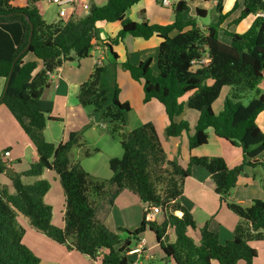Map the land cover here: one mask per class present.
<instances>
[{
	"label": "trees",
	"instance_id": "16d2710c",
	"mask_svg": "<svg viewBox=\"0 0 264 264\" xmlns=\"http://www.w3.org/2000/svg\"><path fill=\"white\" fill-rule=\"evenodd\" d=\"M15 1L0 0V80L6 84L9 80L0 104L8 108L27 135L37 132L34 145L38 157L26 171L9 176L15 193L0 184V264L40 263V258L23 242L25 229L18 222L19 214L36 231L99 264H132L129 251L148 229L155 233L165 258L172 264H257L258 252L251 242L264 240V199L244 206L229 198L246 166L264 169V131L257 123L264 112V94H257L247 105L241 102L264 79V16H257L244 34H237L221 27L226 17L222 14V0L216 5V11L221 13L219 22L206 29L199 26L198 19L184 18L189 0L172 5L175 21L169 25L151 24L145 10L137 13V20L128 17V11L145 0H108L103 6L92 3L83 17L71 15L49 23L37 7L40 0H25L23 7L14 5ZM158 2L162 5V0ZM196 12L200 18L207 15L199 8ZM258 13H264V0H244L241 19ZM26 16L33 25V35L30 48L23 53L31 34ZM101 22L121 25L118 35L104 42L113 58L94 68L81 85L78 100L81 106L92 107L109 122L112 136L123 148L121 158L109 161L112 176L107 181L94 180L80 163H71L73 147L84 148L85 156L92 155L80 134L72 132L58 145L46 140L44 131L50 117L36 107L51 76L65 62L91 56L99 40ZM221 32L231 37L230 44L220 39ZM127 35L160 40L157 74L152 57L134 64L128 57L119 56L115 47ZM29 56L40 60L43 67L39 70L36 60L26 59ZM118 65L143 84L144 103L156 100L164 107L170 120L167 137L187 132L192 152L209 143L212 130L218 139L242 149V163L230 168L223 157L191 155L185 168L178 160L169 159L154 123L131 131L125 129L132 108L120 100ZM225 87H232L233 92L216 114L213 105ZM188 94V100L183 101ZM186 108L199 114L194 129L188 121L176 120ZM195 166L211 175L215 193L240 218L234 237L226 243L207 224L199 228L181 201L185 182ZM7 169L0 160V175ZM45 170L57 173L64 190L63 228L52 223L53 209L45 202L51 189L50 182L42 178ZM22 178L33 182L24 184ZM111 186L133 192L146 206L138 229L121 228L116 233L97 219V206ZM156 207H160L163 217L161 224L147 218ZM190 230L199 232V241L189 235ZM169 232L175 236L174 241L169 240Z\"/></svg>",
	"mask_w": 264,
	"mask_h": 264
},
{
	"label": "crops",
	"instance_id": "0c3cea01",
	"mask_svg": "<svg viewBox=\"0 0 264 264\" xmlns=\"http://www.w3.org/2000/svg\"><path fill=\"white\" fill-rule=\"evenodd\" d=\"M18 1L20 2L18 3ZM170 1L176 3L179 0ZM76 2L77 0H75L74 3L75 9L69 8L71 9V15L74 16L78 12ZM92 2L98 6H103L108 0L84 2L83 16L88 13V11L84 9V6H90ZM235 2L238 5V9L222 28L228 29L230 32L237 34H244L258 15H252L250 18L248 17L245 19L242 22L244 25L242 31H240L239 25L231 27L229 25L230 22L239 18L241 14L244 0H222V12L223 10H231ZM217 3L218 0H189V11L187 12L189 18L187 20L194 18L201 19L197 16V8L205 10L207 12V17L208 8L212 7L213 9H216ZM13 4L18 7H23L26 2L25 0H16ZM37 7L44 19L49 23L56 22L60 19L58 16V9L47 1L40 0ZM167 9L172 10V7L162 6L158 0H145L130 9L127 15L131 19L137 20V13L140 10H145L146 17L151 24L168 25L175 21V14L173 12H167ZM46 14L51 15V19H46ZM68 15L69 10H67L65 19L69 17ZM198 24L202 29L208 27V25L201 24L199 20ZM120 30L121 25L119 22L99 23V40L95 44L91 56L80 61L65 62L60 70L51 76L50 85L44 91L36 106L37 109L46 112L47 116L50 117L44 131L45 138L48 142L58 145L67 140L69 134L72 132L80 134L82 136V141L87 147L91 146L99 149L97 146H99L102 141L105 142L107 146V155H104L103 158V161L105 162V167H103L104 173L101 172L99 166H92L91 169V164L85 163L88 160H82L84 156V148L78 146L73 147L69 155L71 163H80L91 177L97 181H107L111 178L112 173L109 170V161L112 158H121L123 156V148L120 145L119 140L112 136L110 125L109 128H100L101 124L99 123L98 114L94 112L93 108L91 110L89 107L81 106L78 100V95L81 85L89 79L94 68L97 66V62L101 61L104 64L109 58L107 46L104 42L114 39ZM223 37L225 41L223 40ZM220 39L226 44H230L232 40L231 37L226 36L224 32H221ZM159 44L160 40L157 37H153L147 41L127 35L123 41L116 45L115 50L122 59L128 57L134 64H138L140 61L152 57L154 65L158 62ZM26 59L28 61L36 60L38 62L39 70L43 67L42 62L33 56H29ZM117 79L121 87V102H128L132 111L134 108L139 111L140 115H138V117L142 124L154 120L153 123L157 128L169 159L178 160L185 168L188 166L191 155L198 157L220 156L226 160L230 168H234L242 163V149L240 147H234L226 141L225 143L229 146L221 145L220 151L217 153L218 138L214 136L212 130H209V143L193 150L192 152L189 148V135L187 132H184L178 137H167L166 129L170 124V120L160 103L156 100L144 103L143 84L133 80L131 77L128 78L125 72L120 76L117 70ZM5 86L6 81L4 79L0 80V100L4 94ZM125 89L128 91L127 94ZM187 111L189 110H185L181 116L176 118V120H184L185 115L189 113ZM215 113L218 114L217 112ZM193 118L194 120L189 122L192 129H194L199 120V114L195 117L193 116ZM257 123L261 130L264 131V112L258 116ZM130 130L133 129L130 128ZM36 138L37 132L34 131L30 135H27L8 108L4 104H0V160L4 161L8 168H11L13 174H20L26 171L30 164L38 157L34 145ZM89 140L92 141L90 142ZM99 150L100 153H103L102 149ZM5 151L10 152L8 157L4 156ZM90 157H94V155L92 154L87 158ZM260 169L263 168H254L250 166L244 168L243 173L239 176L237 186L231 193L229 198L230 202L250 206L255 199H264V190L260 185L261 181H264V174L261 176ZM11 175L6 174V172L1 174L0 184L6 186L9 189V192L13 194L15 193V190L12 187L11 179L9 177ZM258 175L262 177L260 183L257 181ZM46 176L49 178L52 177L54 183L51 185V189L45 197V202L53 209L52 223L57 227L63 228L65 226L64 190L63 187H61L62 185L56 172L45 170L42 178L46 179ZM22 181L24 184H30L33 182L32 179L28 178H22ZM55 192L57 196L55 195ZM181 201L193 214L199 228H202L207 224L212 232L219 235L222 243H226L234 237V231L240 219L236 214L227 210L220 201L218 202L217 194L215 193V184L211 175L204 168L198 166L192 168L191 176L185 182L184 195ZM56 204L57 208H59L61 218L60 216L57 217ZM145 212L146 206L136 194L126 189L118 191L116 186H111L108 189V194L100 200L97 206L96 217L111 231L119 233L121 228L131 231L138 229L144 219ZM147 218L156 221L158 224H161L163 221V217L160 214L154 215L153 210L148 213ZM18 222L25 229L23 242L40 258L39 264H99L98 262H95V260H91L89 257L78 251L71 250L67 246L61 245L44 234L36 231L31 226L29 220L21 214H19ZM149 231L152 232L148 229L141 236V238L146 241V253L142 256L141 263L172 264V261L165 258L162 250L160 251L162 255L158 256L154 254V249L157 247H149V242L153 240L152 237L148 236L150 235L148 234ZM189 235L196 241H199L200 239L198 231L190 230ZM174 239L175 236L169 232V240L174 241ZM157 244L160 248L158 242ZM251 245L258 252L255 263L264 264V240L253 241L251 242ZM149 256H152L153 258L148 259ZM132 258L133 263L135 264L136 261L140 259L138 255H132ZM158 260H160L159 263H156ZM213 264H215V262H213ZM238 264H244V262H239Z\"/></svg>",
	"mask_w": 264,
	"mask_h": 264
},
{
	"label": "rangeland",
	"instance_id": "374dc122",
	"mask_svg": "<svg viewBox=\"0 0 264 264\" xmlns=\"http://www.w3.org/2000/svg\"><path fill=\"white\" fill-rule=\"evenodd\" d=\"M90 2V1H94V0H77V2H76V8L78 9V12L76 13V15H75V17H81V16H83V4H84V2ZM174 1V0H173ZM20 1H18V3H19ZM93 3V2H92ZM243 8H244V6L242 7V9H241V14H240V16H239V18H237L236 20H232L231 22H230V26L232 27V26H235V25H239V29H240V31H242L243 30V24H242V22L245 20V19H247L248 17L250 18V16H252V15H249V16H247V17H245V18H242L241 19V16H242V12H243ZM237 9H238V5H237V3L235 2L234 3V5H233V7L231 8V10H229V11H225V10H223V12H222V14L224 15V16H226L225 18H224V20L222 21V23H221V27H223V25L229 20V18L233 15V14H235V12L237 11ZM69 10V17H70V15H71V9H68ZM167 12H173V10H171V9H167ZM174 13V12H173ZM51 15H49V14H46L45 15V18L46 19H51V17H50ZM220 16H221V13H219V12H217L216 11V9L214 8H212V7H209L208 8V16L206 17V18H201V19H198L199 21H200V23L201 24H204V25H211V24H216V23H218L219 22V20H220ZM68 17V18H69ZM184 18L185 19H188L189 18V15H187V12L185 13V15H184ZM169 25V24H168ZM229 26V27H230ZM234 33V32H233ZM239 33V32H238ZM241 33V32H240ZM225 34V33H224ZM227 36V35H226ZM223 40L225 41V39H224V37H223ZM106 61H108V60H106ZM153 69H154V72L155 73H157L158 72V69H157V63H155L154 65H153ZM117 70H118V74L120 75V76H122L123 74H124V72H125V74L128 76V78H130L129 76V74L123 69V67L121 66V65H118L117 66ZM126 90V89H125ZM232 92H233V88L232 87H225L224 89H223V91H222V93H221V95H220V97L217 99V101L214 103V105H213V109H214V111L215 112H217L218 114L223 110V107H224V100H225V98L227 97V96H230L231 94H232ZM128 93V91L126 90V94ZM257 94H264V79L259 83V85L257 86V88L255 89V90H253V91H249V92H247L245 95H244V97L242 98V100H241V102L244 104V105H247L251 100H253L255 97H257ZM190 96V94H188V95H186V96H184L183 97V101H186L187 100V98ZM161 105V104H160ZM162 106V105H161ZM162 108L164 109V107L162 106ZM89 109H91L92 110V107H89ZM94 110V109H93ZM185 110H189V111H187V112H189L188 114H186L185 115V117H184V120H186V121H188V122H192L193 120H194V118H193V116L195 117V116H197V112L196 111H193V110H191V109H188V108H186ZM138 115H140V113H139V111L136 109V108H134V110L132 111L131 110V112L130 113H128V115H127V119H126V127H125V129H127V130H130V128L131 129H136V128H138V127H140V126H142L143 124H146V123H149V122H151V123H153L154 122V120H152V121H149V122H146V123H143L142 124V122H141V120H140V118L138 117ZM99 116V115H98ZM99 123L101 124V127L100 128H109V123H108V121L107 120H104V119H102L100 116H99ZM131 131V130H130ZM90 141V140H89ZM92 141V140H91ZM90 141V142H91ZM221 145H223V146H229L227 143H225V141H221V140H219V139H217V153H218V151H220V146ZM99 149H102L103 150V153L101 152L100 153V150L99 149H97V148H93V147H91V146H86L85 148L86 149H88L90 152H92V154L94 155V157H90V158H87L88 156H83V158H82V160L83 161H86V160H88V161H86L85 163H89V164H91V169H92V166H99L100 167V170H101V172L102 173H104V171H103V167H105V162L103 161V158H104V155H107V146H106V144H105V142L104 141H102L100 144H99V146H97ZM96 150H98V151H96ZM85 152V150H83V153ZM107 170V169H106ZM109 170H110V168H109ZM260 173H261V176H262V174H264V169H260ZM260 175H258L257 176V181L260 183V179L262 180V177H261ZM47 177V176H46ZM45 180H47V181H49L50 182V184L51 185H53V183H54V179H52V177L51 178H49V177H47ZM25 184H27V183H25ZM262 187H263V182L261 181V184H260ZM62 187V186H61ZM55 195L57 196V194H56V192H55ZM217 200H218V202L220 201L221 203H222V201H221V199H220V197L217 195ZM230 201V200H229ZM223 204V203H222ZM223 206L225 207V208H227V206L225 205V204H223ZM56 208H57V204H56ZM227 210H229L228 208H227ZM230 212H232L231 210H230ZM56 214H57V217H59L60 216V213H59V208H57V210H56ZM239 217V216H238ZM60 218H61V216H60ZM240 219V218H239ZM148 234H150V235H148L149 237H152V241L151 242H149V247H157L156 249H154V254H156V255H158V256H161L162 254H161V249L158 247V244H157V241H156V239H155V235H154V233L153 232H148ZM153 253V252H152ZM161 258V257H160ZM159 261L160 260H158V262H156V263H159ZM240 262H242V261H240ZM215 264H218L217 262H215Z\"/></svg>",
	"mask_w": 264,
	"mask_h": 264
},
{
	"label": "built area",
	"instance_id": "2783aa9c",
	"mask_svg": "<svg viewBox=\"0 0 264 264\" xmlns=\"http://www.w3.org/2000/svg\"><path fill=\"white\" fill-rule=\"evenodd\" d=\"M45 1H47L51 5H54L58 9V16L60 19L65 18L67 10L69 8L75 9V5H74L75 0H45ZM174 3L175 2H171L170 0H162V6H164V7H172V5ZM84 9L86 11H89V5H85ZM258 16H264V13H258ZM193 64L196 65L197 63L193 62ZM97 65L100 66V65H103V63L101 61H98ZM9 155H10V152L5 151L4 156L8 157ZM160 212H161L160 207H156L153 209L154 215L160 214ZM177 215L181 216V213H177ZM149 220H151V219H149ZM145 253H146V241H145V239H142V238H141L140 242L138 243V245L129 251L130 256H132V255H138L139 256L140 259L136 261V264H142L141 258ZM152 258H153L152 256L148 257V259H152ZM95 262H97V261H95ZM132 264H135V263H132Z\"/></svg>",
	"mask_w": 264,
	"mask_h": 264
},
{
	"label": "water",
	"instance_id": "95a60500",
	"mask_svg": "<svg viewBox=\"0 0 264 264\" xmlns=\"http://www.w3.org/2000/svg\"><path fill=\"white\" fill-rule=\"evenodd\" d=\"M26 20L31 24V34H30V40H29V43H28V45L26 46V48L24 49L23 53H24L25 51H27V50L30 48V44H31V40H32V35H33V25H32V23H31V21H30V18H29L28 16H26ZM107 50H108V57L112 59V58H113V55H112V52H111L110 47L107 46ZM8 83H9V80L7 81V84H6V86H5V90H6L7 87H8ZM6 174H9V175L13 174V171L11 170V168H8V169L6 170Z\"/></svg>",
	"mask_w": 264,
	"mask_h": 264
}]
</instances>
